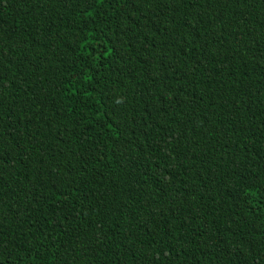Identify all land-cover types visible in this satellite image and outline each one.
Instances as JSON below:
<instances>
[{
	"label": "trees",
	"instance_id": "1",
	"mask_svg": "<svg viewBox=\"0 0 264 264\" xmlns=\"http://www.w3.org/2000/svg\"><path fill=\"white\" fill-rule=\"evenodd\" d=\"M0 264H264V0H0Z\"/></svg>",
	"mask_w": 264,
	"mask_h": 264
}]
</instances>
